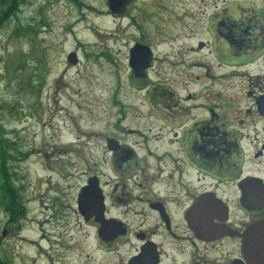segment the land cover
<instances>
[{"label": "rangeland", "instance_id": "rangeland-1", "mask_svg": "<svg viewBox=\"0 0 264 264\" xmlns=\"http://www.w3.org/2000/svg\"><path fill=\"white\" fill-rule=\"evenodd\" d=\"M223 1L129 0L113 12L109 0H15L0 25V143L24 213L10 221L0 205V264H123L132 247L97 243L78 196L105 170L106 136L149 148L188 94L192 106L218 87L200 64H215L208 26ZM137 43L153 52L138 74Z\"/></svg>", "mask_w": 264, "mask_h": 264}, {"label": "flooded vegetation", "instance_id": "flooded-vegetation-1", "mask_svg": "<svg viewBox=\"0 0 264 264\" xmlns=\"http://www.w3.org/2000/svg\"><path fill=\"white\" fill-rule=\"evenodd\" d=\"M223 2L208 26L215 64H200L218 87L192 106L188 94L149 148L106 136L105 170L82 187L96 183L97 196H78L97 243L132 247L123 264H253L263 256L264 0ZM134 133L142 134H122Z\"/></svg>", "mask_w": 264, "mask_h": 264}, {"label": "trees", "instance_id": "trees-1", "mask_svg": "<svg viewBox=\"0 0 264 264\" xmlns=\"http://www.w3.org/2000/svg\"><path fill=\"white\" fill-rule=\"evenodd\" d=\"M15 0H0V25L2 21L6 20L12 10L15 8ZM9 147L8 143H0V205L4 206V211L9 212V215L12 216V220H20L22 218V211L19 208L17 202L19 190L11 180V174L8 168V155L7 149Z\"/></svg>", "mask_w": 264, "mask_h": 264}, {"label": "water", "instance_id": "water-1", "mask_svg": "<svg viewBox=\"0 0 264 264\" xmlns=\"http://www.w3.org/2000/svg\"><path fill=\"white\" fill-rule=\"evenodd\" d=\"M129 0H109V6H110V10H112L113 12H119L128 2ZM151 48L147 45L144 44H135V46H133L129 51H130V58H129V62H130V66L131 68L134 70L133 72L135 73H140L142 71L147 70L150 65H151V60H152V55L153 52L152 50H150ZM76 54H70L69 56V60L70 63L75 64L77 62V58H76ZM97 184H93L91 183V186L89 187H85L84 189H82L81 195H80V199H85L87 198H91L92 195L97 196ZM96 192H93V191ZM261 255H263L260 259L261 260H254L253 264H264V253H261Z\"/></svg>", "mask_w": 264, "mask_h": 264}, {"label": "bare ground", "instance_id": "bare-ground-1", "mask_svg": "<svg viewBox=\"0 0 264 264\" xmlns=\"http://www.w3.org/2000/svg\"><path fill=\"white\" fill-rule=\"evenodd\" d=\"M101 15H102L103 17H106V18L110 16V15H109L108 13H106V12H102Z\"/></svg>", "mask_w": 264, "mask_h": 264}]
</instances>
